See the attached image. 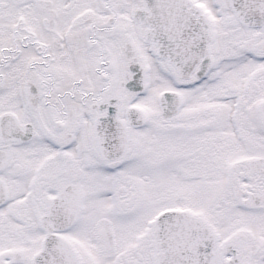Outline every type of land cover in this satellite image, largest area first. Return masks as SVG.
Listing matches in <instances>:
<instances>
[{
    "label": "snow or ice",
    "instance_id": "snow-or-ice-1",
    "mask_svg": "<svg viewBox=\"0 0 264 264\" xmlns=\"http://www.w3.org/2000/svg\"><path fill=\"white\" fill-rule=\"evenodd\" d=\"M0 264H264V0H0Z\"/></svg>",
    "mask_w": 264,
    "mask_h": 264
}]
</instances>
